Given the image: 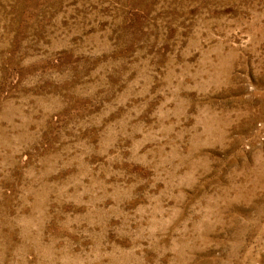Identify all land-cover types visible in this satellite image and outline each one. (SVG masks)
Returning <instances> with one entry per match:
<instances>
[{
	"label": "rangeland",
	"instance_id": "374dc122",
	"mask_svg": "<svg viewBox=\"0 0 264 264\" xmlns=\"http://www.w3.org/2000/svg\"><path fill=\"white\" fill-rule=\"evenodd\" d=\"M0 264H264V0H0Z\"/></svg>",
	"mask_w": 264,
	"mask_h": 264
}]
</instances>
